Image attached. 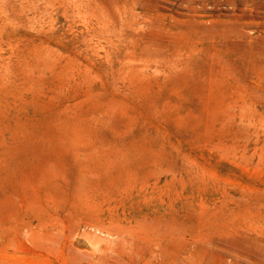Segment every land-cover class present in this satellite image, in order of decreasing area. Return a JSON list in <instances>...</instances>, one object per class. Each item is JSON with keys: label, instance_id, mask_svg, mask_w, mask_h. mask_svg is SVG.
<instances>
[{"label": "rangeland", "instance_id": "obj_1", "mask_svg": "<svg viewBox=\"0 0 264 264\" xmlns=\"http://www.w3.org/2000/svg\"><path fill=\"white\" fill-rule=\"evenodd\" d=\"M0 264H264V0H0Z\"/></svg>", "mask_w": 264, "mask_h": 264}]
</instances>
